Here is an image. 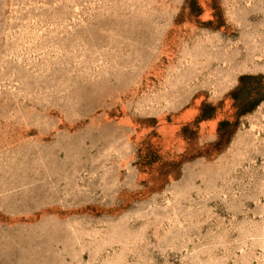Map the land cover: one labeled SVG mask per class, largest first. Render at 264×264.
Listing matches in <instances>:
<instances>
[{
    "label": "rangeland",
    "instance_id": "1",
    "mask_svg": "<svg viewBox=\"0 0 264 264\" xmlns=\"http://www.w3.org/2000/svg\"><path fill=\"white\" fill-rule=\"evenodd\" d=\"M0 264H264V0H0Z\"/></svg>",
    "mask_w": 264,
    "mask_h": 264
}]
</instances>
